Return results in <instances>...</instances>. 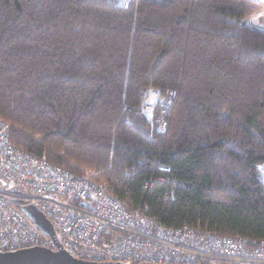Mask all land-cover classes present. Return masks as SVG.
Wrapping results in <instances>:
<instances>
[{"label": "trees", "instance_id": "16d2710c", "mask_svg": "<svg viewBox=\"0 0 264 264\" xmlns=\"http://www.w3.org/2000/svg\"><path fill=\"white\" fill-rule=\"evenodd\" d=\"M264 0H0L13 143L166 225L264 240ZM175 90L168 131L147 88ZM133 120L140 122L141 127ZM168 166L166 182L151 179Z\"/></svg>", "mask_w": 264, "mask_h": 264}, {"label": "built area", "instance_id": "2783aa9c", "mask_svg": "<svg viewBox=\"0 0 264 264\" xmlns=\"http://www.w3.org/2000/svg\"><path fill=\"white\" fill-rule=\"evenodd\" d=\"M264 30V8L248 19ZM143 111L168 131L175 90L147 88ZM152 183L166 182L170 168ZM37 207L52 222L55 235L43 230L24 209ZM223 235L192 225L169 226L147 209H129L108 182L16 146L11 124L0 118V252L32 246L64 249L85 261L140 264H264V240Z\"/></svg>", "mask_w": 264, "mask_h": 264}, {"label": "water", "instance_id": "95a60500", "mask_svg": "<svg viewBox=\"0 0 264 264\" xmlns=\"http://www.w3.org/2000/svg\"><path fill=\"white\" fill-rule=\"evenodd\" d=\"M35 222L50 235H55L52 222L33 205L24 208ZM0 264H126L123 262H95L74 258L64 249L53 250L43 246H32L18 250L0 252ZM140 264H158L144 262Z\"/></svg>", "mask_w": 264, "mask_h": 264}, {"label": "rangeland", "instance_id": "374dc122", "mask_svg": "<svg viewBox=\"0 0 264 264\" xmlns=\"http://www.w3.org/2000/svg\"><path fill=\"white\" fill-rule=\"evenodd\" d=\"M123 2H124V3H127V2H128V0H123ZM133 122L135 123V125H136V126H138V127H141V124H140V122H138V121H135V120H133Z\"/></svg>", "mask_w": 264, "mask_h": 264}]
</instances>
